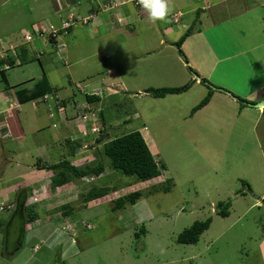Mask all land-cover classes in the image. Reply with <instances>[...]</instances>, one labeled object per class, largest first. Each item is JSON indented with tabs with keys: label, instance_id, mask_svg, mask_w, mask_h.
Masks as SVG:
<instances>
[{
	"label": "rangeland",
	"instance_id": "obj_1",
	"mask_svg": "<svg viewBox=\"0 0 264 264\" xmlns=\"http://www.w3.org/2000/svg\"><path fill=\"white\" fill-rule=\"evenodd\" d=\"M129 1L0 0V46L26 47L30 57L38 53L49 84L57 89L13 107L15 112L19 108L23 140L0 133V197H10L17 190L15 196L24 194L21 208L34 207L41 223L50 222L37 235H27L35 225L34 221L24 223L26 211H15L12 198L0 203L4 209L0 213V257L4 258L0 264H264L262 111L250 104L240 109L238 95L221 87L215 90L219 87L212 79L215 72L206 78L216 94L194 114L192 108L207 94L199 82L179 95L154 98L146 94L147 89L176 88L203 78L199 71L202 64L210 65L211 56L205 60L208 63H198L208 48L201 43L198 49L189 43L185 50L181 47L186 66L174 43L184 31L179 27L186 23L192 34L205 12L195 8L194 0H182L178 8L173 5L179 0H169L170 14L153 22L145 10L138 15L135 3ZM137 4L141 8L139 0ZM179 9L186 14L182 12L181 22L174 23L171 15ZM119 11L129 14L128 26L114 18ZM88 14L92 17L86 24L83 20ZM243 16L229 22L232 35H215L225 40L219 42L225 55L236 56L242 50L251 57L248 62L237 56L241 61H227L215 81L228 78L229 70L233 83L252 82V72L260 81L264 79L263 22L258 16L253 18L248 31L238 26ZM62 20L70 24L65 34L60 29ZM50 25L61 30L54 44L46 43L48 36L43 37L45 41L40 36ZM15 63L7 69L10 88L29 89L40 79L37 61L19 65L15 58ZM204 71L211 73L206 66ZM94 92L99 98L88 105L85 95ZM61 100L69 102L62 105ZM82 104L92 111H80ZM65 122L75 123L65 129ZM91 128H98L93 135ZM132 131H142L155 161L164 165L160 178L140 182L109 167L103 145ZM100 136L104 139L97 142ZM66 142L85 146L93 155L94 160L76 168L87 170L101 163V175L71 176L61 187L52 183L51 171L43 183L29 176L39 159L46 164L72 162L65 158L69 153ZM102 187L109 189L103 204L83 202L90 189ZM165 187L170 188L166 193ZM134 191L141 193L134 205L112 210L115 200ZM45 194L51 200L46 202ZM221 202L230 203L226 217L217 214ZM62 206L71 209L68 217L62 216ZM208 218L210 226L196 244L177 242L183 229ZM22 241L24 247L19 248Z\"/></svg>",
	"mask_w": 264,
	"mask_h": 264
},
{
	"label": "trees",
	"instance_id": "obj_2",
	"mask_svg": "<svg viewBox=\"0 0 264 264\" xmlns=\"http://www.w3.org/2000/svg\"><path fill=\"white\" fill-rule=\"evenodd\" d=\"M139 7V4L136 5ZM142 8V7H141ZM61 33V30H59ZM191 35L190 30H186L183 35L174 43L177 52L183 57V60L187 64L186 58L181 50V46L183 42L186 40L187 37ZM54 37H49V42L54 43ZM12 47V49L5 52L6 59L0 60V77L1 81L4 84H7L6 72L7 69L13 68L17 63L14 64L15 58L19 60V65H25L27 63L37 61L39 67L42 71L41 77L35 84L32 85L29 89H15V97L18 101L19 105H24L28 102H33L45 96L46 94L55 93L57 89H53L49 84L47 76L44 72L42 67L41 61L37 58V56L30 57L29 49L26 47ZM19 49V52H16V49ZM10 52H13L14 59H10ZM12 61V62H11ZM7 64V68H3V65ZM11 66V67H10ZM192 70V69H191ZM190 70V71H191ZM195 83V80H192L181 87H167V88H159V89H147L144 92L146 94L152 95L154 98H164L167 95H179L184 92H187L192 84ZM201 84L205 85L207 88L206 96L195 106L192 108L191 113L194 114L195 112L199 111L203 107H205L212 95L214 90L211 86H208V82L204 79L200 81ZM15 87L5 86L6 91L9 89H14ZM221 88H215V90H219ZM86 101L89 103H94V100H97L96 96L93 95H85ZM237 100L240 103L241 108L246 105L250 104L253 105V102H249L241 97H237ZM66 101L61 100V104H65ZM246 107V106H245ZM264 115V108L262 110ZM103 121V120H102ZM103 137L100 136L97 142H102ZM103 153L105 157L108 159L109 167L116 172H119L125 176L134 177L136 180L140 182H147L152 179H157L161 177L162 171H164V165H159L154 156L151 154L147 143L143 139L141 133L139 131H132L130 133L124 134L122 136L116 137L103 145ZM36 170H44V171H51L53 173L52 176V183L55 186L61 187L64 184H67L71 176L74 177H98L104 171V165L98 163L95 167H89L87 170H79L78 168L71 166L68 161H62L55 164H46L43 162H37ZM53 189L54 186H53ZM108 188H94L90 189L83 198V202L85 204L92 203L96 205L103 204L106 200ZM170 190V188L165 187L163 192L166 193ZM141 193L139 191H134L132 193L127 194L123 198H119L114 201V206L112 210H119L124 208L127 204L134 205L136 201L140 198ZM24 199V194L17 196L15 205L16 210L22 209L26 212V218L24 219V223H32L37 219V214L35 212L34 207H29L27 210L21 208L22 201ZM264 202V199L262 200ZM230 206L229 202L226 203H219L217 205L218 211L217 214L221 217H226L228 215V208ZM87 207V206H86ZM63 212L61 213L63 217H68L71 214V209H68L66 206H62L61 208ZM211 223V219L208 218L204 221H196L192 223L189 227L183 229L177 236V242L180 244L190 245L196 244L200 238V236L209 228ZM142 232H145V228L142 225L140 227ZM23 232V228L21 233Z\"/></svg>",
	"mask_w": 264,
	"mask_h": 264
},
{
	"label": "crops",
	"instance_id": "obj_3",
	"mask_svg": "<svg viewBox=\"0 0 264 264\" xmlns=\"http://www.w3.org/2000/svg\"><path fill=\"white\" fill-rule=\"evenodd\" d=\"M194 2L198 4L197 6H195V8H199V10L204 11L205 12V16L199 21L198 29L193 31V33L189 37L186 38V40L183 42L181 47H182L183 50H185V46L189 43V44H191L190 46L193 49H198V48H200L198 44L201 43L202 45H204V47L206 46L208 48V50H207L208 52L202 55V61H200L198 63V65L199 64L201 65V63H203V62L204 63H208L205 60L209 59L210 56H211V59H212V61L210 62V65L202 64V67H201L202 71H199V72H200L201 76H203V78L202 77L197 78L195 80L196 81L195 84L197 82H199V84H201L200 81L202 79H204V80L208 81L207 84L213 85L207 79L208 77L206 78V76H209L211 78L213 76L214 72H215V75L212 77V79L215 82L214 85L219 86L218 88L221 87V88H223V89H225L227 91L230 90L232 96H233V94H236L239 97H241V98H243V99H245V100H247L249 102H253L255 104L260 102V101L264 102V92H263L264 79L262 81H260L258 79V77L252 71H251L252 72V76H253L252 77L253 78L252 82H249V80H248V82L244 81V82H239V83H233V80H231L232 78L230 77V79H229V76L231 74L230 70H229V73H228V78H225L224 80L219 78V80L215 81V76L217 74H220V73L222 74V71L224 70V67L227 64V61H230V60L236 59V58H242V59H244L245 61L248 62L249 57H251L249 55V53H250L249 51L244 52L242 50L239 53H237L238 54V55H236L237 57L236 56H232V55H230V56L225 55L224 47L221 46V44L219 43V42H222V41H225V40H220L219 41V39L215 35L216 32H221L222 34H225L226 32H230L231 35H232V32H231V30L229 28V22H232V20L234 22V20L236 18L240 17L241 15H244L243 18L248 16V17H250V19L248 20L249 22L244 21L243 18L238 20L237 23L239 24L238 26L240 28H241V26L242 27L246 26L247 30L250 31L251 23L253 22L252 20H253V18H255L257 16L263 22L261 27H264V0H194ZM177 4H178V6L180 4H182V0H179L173 6L175 8H178ZM136 10H137L136 13L138 15H140L141 12L143 11V8L136 7ZM96 11H98V9H96ZM105 11H107V9ZM185 11L186 10H184L182 12L185 13ZM182 12L179 9V11H176V13H173L171 15V17L173 19H175L173 21L174 23L175 22L176 23L181 22V18L183 16ZM187 12H190V11H187ZM90 13H92V12H89V14ZM261 13H263V14L261 15ZM89 14H88V18H90V16H92V15L89 16ZM175 15H177L178 17L176 18ZM97 16L98 15H96V17ZM127 16H129V14L127 12L119 11V12L115 13L114 18L116 19V21H118V22L121 21L123 23V25H127L128 26L129 25L128 22L131 21V19H130V16L128 18H127ZM97 24H99V20L98 19H97ZM164 30L166 32H169L170 28H164ZM179 30H181V31L184 30L181 33V36H182L183 33L187 30V24L184 23V25L182 27L181 26L179 27ZM134 31L135 30H133L132 33H135ZM138 33H140V32L138 31ZM195 34L200 35L201 38H196L197 36H195ZM161 43H162V41H161ZM253 47L255 48V46H253ZM1 48H3V47L0 46V51H1ZM237 61H241V60L240 59H236V62ZM187 64H188V62H187ZM187 64H186V66H187ZM205 66L207 67V70L209 72H211V73H209V75H207L205 73V71H204ZM196 69L198 70V67ZM41 73H42V71H41ZM6 77H7V72H6ZM199 79H201V80L199 81ZM191 80H193V79H191ZM226 82L230 84V87H226L225 86L224 83H226ZM246 83H248L249 85L246 86ZM4 85L5 86L6 85L9 86L8 82H7V84H4ZM201 85H203V84H201ZM232 85L235 86V89L231 88ZM20 86H21V84H20ZM203 86L206 87L205 85H203ZM14 92H15V89H9V91H6V89H3V91H0V133H1L2 137H11V138H15L17 141H21V140H23V128H22V125L20 123V119H19V117L17 115V114H20L19 108L16 111L17 113L15 112V110H13V107H15V106L18 107V105H19L18 101L16 100ZM96 93L97 92H94V94H91V95L96 96L97 98H99L96 95ZM215 94H213V96ZM67 102H69V100H67L66 103ZM87 104L89 105V103H87ZM87 104H86L85 107L83 106L84 104H82L81 105L82 108H81L80 111H82V110L83 111H92V109L89 108V106ZM20 106H22V105H20ZM248 106L251 107V108H256L253 105H248ZM77 109H79V107H77ZM240 109H242V108H240ZM258 109L260 111H262L263 108L259 107ZM262 117H264L263 113H262L261 119H262ZM67 122H69V121H67ZM67 122H65V129L71 127L70 125L75 123V122H72V123L69 124ZM140 133H141L143 139L145 140V135H143L142 131H140ZM73 139H76V137L71 138L69 141L72 142ZM68 142H66V143H67V146H68L69 153H68V155L65 158L72 159V162H70L71 165L77 167V166H81L85 162H89L90 163V160H92V159L94 160L92 153L89 150H86L85 146H83V148H78L79 146L75 147L74 144H69L70 142L69 143ZM145 142H147V141L145 140ZM76 148H78V149L76 150ZM39 161L43 162L41 159H39ZM57 162H61V160H59ZM57 162H55V163H57ZM76 162H78V163L76 164ZM81 162H83V163H81ZM31 171H32V174L28 173V174H30L29 175L30 177L43 179L39 183H43V181L47 177H49L48 176L49 175L48 171L36 170V168H33V170H31ZM16 191H14L10 197H8L7 194L1 195L0 203L9 202L10 198H12V199H14V201H16V198H17V196H15V192ZM57 193L58 192H56L53 196H55ZM47 194L44 195L46 199L48 198L46 200V202L51 200L50 199L51 196H47ZM49 195H51V194H49ZM55 198H57V197L55 196ZM49 205L52 206V204H49ZM47 220L52 221V219H48V218H47ZM33 224L35 225L33 227L34 229L33 228L29 229L27 231L28 232L27 235H29L32 232H34L33 235H37L39 233L40 229H43L44 227L48 226L50 224V222L48 224H44V223H41L40 219L39 220L37 219L36 221L33 222ZM23 240H24V237H23ZM23 245H24V242L22 241V243L19 246V248H21ZM38 252L39 251H37V253ZM3 260H4V258H3Z\"/></svg>",
	"mask_w": 264,
	"mask_h": 264
},
{
	"label": "clouds",
	"instance_id": "obj_4",
	"mask_svg": "<svg viewBox=\"0 0 264 264\" xmlns=\"http://www.w3.org/2000/svg\"><path fill=\"white\" fill-rule=\"evenodd\" d=\"M129 2L134 3L131 0ZM139 3L141 5V7L143 8V10H145V12L148 14L149 18L153 22L165 20L171 12V8L169 7V0H139ZM135 6H136V4H135ZM90 17H92V16H90ZM84 20H87V23H88L89 18H86ZM63 21H67V20H62L61 22H63ZM51 26L54 28L53 25H50L49 27L45 28V30H46L45 32L40 34V36L42 37L43 40H44L43 37L46 38L48 36V39H46V43H50L49 42L50 35L47 34V31L49 30V28ZM56 38H57V36L54 37V39H56ZM44 41H42L43 44H45ZM54 43H55V41H54ZM54 43H50V44H54ZM37 56L39 57L38 53H37ZM88 122H89V120H88ZM93 123H95V122H92V125H93Z\"/></svg>",
	"mask_w": 264,
	"mask_h": 264
},
{
	"label": "built area",
	"instance_id": "obj_5",
	"mask_svg": "<svg viewBox=\"0 0 264 264\" xmlns=\"http://www.w3.org/2000/svg\"><path fill=\"white\" fill-rule=\"evenodd\" d=\"M131 1H133L135 4H137V0H131ZM83 21H84V23H87V20H83ZM69 27H70V24L67 21L61 22V28L60 29L63 30V33L64 34L66 33L65 30L67 28H69ZM58 33H59V30L58 29H54L52 26L47 31V34L50 35V36H52V37H56ZM25 40L31 41V38L29 36H26L25 37ZM10 49H12V46H8V47L1 48V51H0V60L6 59L5 52L8 51V50H10ZM7 67H8L7 64L3 65V68H7ZM96 129H98V128H91V131L90 132L91 133H94L96 131ZM85 133L86 132H84L83 134H85ZM10 208H11L10 206L7 207V209H10ZM1 211H4L2 205L0 206V213H1Z\"/></svg>",
	"mask_w": 264,
	"mask_h": 264
},
{
	"label": "water",
	"instance_id": "obj_6",
	"mask_svg": "<svg viewBox=\"0 0 264 264\" xmlns=\"http://www.w3.org/2000/svg\"><path fill=\"white\" fill-rule=\"evenodd\" d=\"M255 107H264V102H259L254 105Z\"/></svg>",
	"mask_w": 264,
	"mask_h": 264
}]
</instances>
